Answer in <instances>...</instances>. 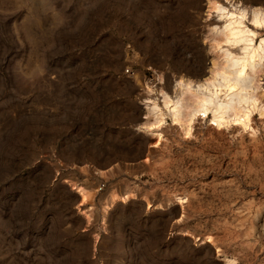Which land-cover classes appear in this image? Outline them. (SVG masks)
Here are the masks:
<instances>
[{
	"label": "rangeland",
	"instance_id": "374dc122",
	"mask_svg": "<svg viewBox=\"0 0 264 264\" xmlns=\"http://www.w3.org/2000/svg\"><path fill=\"white\" fill-rule=\"evenodd\" d=\"M223 11L246 17L251 45ZM256 22L264 0H0V264H264ZM178 77L191 135L169 119L143 130L144 89L178 96ZM60 179L80 196L78 233Z\"/></svg>",
	"mask_w": 264,
	"mask_h": 264
},
{
	"label": "bare ground",
	"instance_id": "6f19581e",
	"mask_svg": "<svg viewBox=\"0 0 264 264\" xmlns=\"http://www.w3.org/2000/svg\"><path fill=\"white\" fill-rule=\"evenodd\" d=\"M217 12V11H216ZM263 12V11H262ZM222 16H221V19H224V20H226V22H228V23H230L231 25H230V28H228V26L227 25H225L226 27H225V30L227 31V32H229L227 29H230V31H232V35H233V38H234V40L237 42V43H235V45H238V44H243V45H245L246 44V46H248V45H251L252 43H251V41L249 40V38L251 37H253V35L252 34H250V33H248L247 31H244V30H242L243 28L241 27V24H242V22L246 19V17L244 16V15H240V16H236L235 14H233V13H224V11L223 12H221L220 13ZM244 14V13H243ZM257 18H259V17H257ZM232 23H231V22ZM237 22V23H236ZM226 24V23H225ZM229 25V24H228ZM232 25H234V27H232ZM255 26L256 27H264V23H258V22H256L255 23ZM233 28H237V30H235V31H233L232 29ZM240 28H242V29H240ZM228 35H229V33H228ZM227 35V36H228ZM231 37V36H230ZM260 45H258L257 46V49L259 50V51H261V50H263L262 48H261V46H264V40H262L260 43H259ZM264 48V47H263ZM259 51H258V53H259ZM246 52H248V51H245V53ZM264 51H262L261 53H263ZM243 54H244V51L242 52ZM246 55V54H245ZM252 55H250L249 56V58L251 57ZM246 58V57H245ZM252 58V57H251ZM252 59H249V61H251ZM245 62V61H244ZM248 63H253L252 61L251 62H248ZM255 63V62H254ZM254 63L252 64V67H251V65L250 64H248L251 68H250V71H252L253 70V66H254ZM242 64V63H241ZM245 65V64H244ZM244 65H242V67L244 66ZM239 66V65H238ZM246 66V65H245ZM246 71V69L245 68H242L241 69V74L239 75H237L238 77H239V81L241 80V79H243L244 77H245V75H244V72ZM251 73V72H250ZM252 73H253V71H252ZM175 78V77H174ZM157 80H159L160 81V85H161V83H162V80H164V76L163 75H158V77H157ZM182 80V81H181ZM183 80H185L183 77H178L177 79H175V81L173 82V88H176L177 90H178V96L179 95H181V92H182V89H183V87L185 86L184 84H183ZM187 85V84H186ZM189 86V85H188ZM186 87V86H185ZM143 88H145V87H143ZM191 88V87H190ZM152 89V88H151ZM150 88H148L147 90H145L144 89V91H145V93H146V95L148 96V98H151L152 99V101L149 103V105H146L145 104V102L143 103L144 105H146V107L143 109V113H144V118H143V123H142V128H143V130H145V131H149V132H152V131H157L159 128H161V126L163 125V123L165 122L166 123V121H165V119H169L170 120V124H173V125H175V126H177L178 127V129L180 130V133H181V135H182V137H187V136H189V135H191L190 134V132H191V130H192V124H193V120L195 119V116H193V117H189V115H187V114H189L190 113V111H189V105L188 104H185L184 102H183V99H182V96H177V95H173L172 97H170L169 95H168V93H167V91L165 90V89H163L162 87H158L157 88V92L154 90V89H152L151 90ZM155 91V93H156V95H155V97H153L152 98V93ZM234 90V89H233ZM177 92V91H176ZM175 92V93H176ZM207 92V91H206ZM232 92H234V91H232ZM232 92H231V94H232ZM144 93V94H145ZM184 93H182V95H183ZM229 94V93H228ZM183 96H185V95H183ZM219 95H215V97L213 96L212 98L214 99V98H217ZM181 97V98H180ZM192 97V96H191ZM220 97V96H219ZM222 97V96H221ZM180 98V99H179ZM198 98V97H197ZM227 98V97H226ZM199 99V98H198ZM186 100V99H185ZM201 100V99H200ZM199 100V101H200ZM211 100V99H210ZM197 102H195L194 103V105H190L191 106V108H192V111H193V109H198V110H201L200 108V105L201 104H203V105H205V106H203V105H201V106H203L204 108L206 107V106H208L209 105V107H211V102L208 104V103H206V104H204V103H202L201 101H200V103H199V101L198 100H196ZM202 101H204V100H202ZM228 101V100H227ZM240 101V100H239ZM229 102V101H228ZM231 102H232V99H231ZM231 102H229L230 104H228L227 102V106L228 105H231V106H228L229 108H231L232 107V103ZM237 102H238V100H237ZM246 102V101H245ZM243 103V102H242ZM214 104V103H213ZM213 104H212V106H213ZM222 104V103H221ZM221 104H219V106L221 105ZM226 105V104H225ZM223 106H224V104H223ZM222 106V107H223ZM234 106V105H233ZM255 106H256V104H255ZM254 106V107H255ZM199 107V108H198ZM214 107V106H213ZM227 107V108H228ZM254 107H253V109H251L250 111H248L247 112V114L243 117V118H240L237 122H234L233 123V125L234 126H237V127H239V129L240 130H242V131H244V130H246L247 128H248V124H249V118H250V116L252 115V112L254 111ZM204 108H202V111L203 112H201L200 113V116L199 117H204V116H206L207 115V113L208 112H205L203 109ZM217 108V107H216ZM224 108H226V106L224 107ZM226 108V110H223V109H221V108H217L218 110H217V112L216 113H214V115H215V117L217 116V118H215L214 120H213V125H214V128H216V129H222V128H226V127H229V126H231V123L230 122H228V121H225V116L228 114V113H230V111H231V109H227ZM146 109V110H145ZM233 110H235V107H233ZM197 112V111H196ZM233 112V111H232ZM261 112V111H260ZM223 114V115H220V114ZM191 114V113H190ZM231 114V113H230ZM264 110H262V115L261 116H263L264 117ZM193 115V114H192ZM244 115V114H243ZM191 116V115H190ZM164 123V124H165ZM83 195V199H84V194H82ZM79 201H80V196H79ZM180 218V217H179ZM209 239V238H208ZM207 240V239H206ZM226 264H231L230 262H227Z\"/></svg>",
	"mask_w": 264,
	"mask_h": 264
},
{
	"label": "water",
	"instance_id": "95a60500",
	"mask_svg": "<svg viewBox=\"0 0 264 264\" xmlns=\"http://www.w3.org/2000/svg\"><path fill=\"white\" fill-rule=\"evenodd\" d=\"M249 5H254L253 3H249ZM137 106H141V104L139 102H136ZM133 132L137 131V128L134 127L133 129ZM52 175H53V171H52ZM58 184L59 185H63V186H66L67 189L69 190L68 191V195H69V198L71 200V206H70V212L71 214L73 215L75 221L77 222L78 224V227L76 228L77 229V233H78V229L79 228H85L86 227V223H85V219L82 217V214L80 213V209H79V194L76 190V188H71L66 182H64V180L60 179L58 180ZM175 206L177 208V211L176 213L173 215H171V218H170V228L172 231H176V227H175V222L177 221L179 215H180V212H179V208H178V205L175 203L174 205H172V207ZM144 208H145V205H144ZM81 232H85V231H81ZM86 234L87 238L89 240H92V236L91 234L89 235V233H84ZM208 244L207 241H203L200 243V245H206ZM212 252L214 254V248L212 247ZM87 255V254H86ZM213 262L215 264H222V260H219V259H213Z\"/></svg>",
	"mask_w": 264,
	"mask_h": 264
},
{
	"label": "flooded vegetation",
	"instance_id": "af4514ba",
	"mask_svg": "<svg viewBox=\"0 0 264 264\" xmlns=\"http://www.w3.org/2000/svg\"><path fill=\"white\" fill-rule=\"evenodd\" d=\"M259 65V64H258ZM251 75H252V72H251ZM218 80H220L219 78H217ZM230 79H232V78H230ZM229 79V80H230ZM244 79H252V77H246V78H243V79H241V80H244Z\"/></svg>",
	"mask_w": 264,
	"mask_h": 264
}]
</instances>
